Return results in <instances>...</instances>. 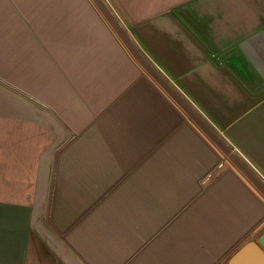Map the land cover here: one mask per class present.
I'll return each mask as SVG.
<instances>
[{"label":"crops","instance_id":"1","mask_svg":"<svg viewBox=\"0 0 264 264\" xmlns=\"http://www.w3.org/2000/svg\"><path fill=\"white\" fill-rule=\"evenodd\" d=\"M109 2L93 49L0 51V264H234L264 232V0Z\"/></svg>","mask_w":264,"mask_h":264},{"label":"rangeland","instance_id":"2","mask_svg":"<svg viewBox=\"0 0 264 264\" xmlns=\"http://www.w3.org/2000/svg\"><path fill=\"white\" fill-rule=\"evenodd\" d=\"M92 2L107 24L97 17L98 11L88 0H0V51H4L11 40L12 43L15 41L14 47L17 46L18 30L26 34L31 30L36 32L43 47L48 41L53 47L61 46L62 41L70 39V34L75 31L85 42L81 43V49L99 46L107 25L123 34L125 23L117 8L110 5L109 0ZM6 68L3 65L0 70Z\"/></svg>","mask_w":264,"mask_h":264},{"label":"water","instance_id":"3","mask_svg":"<svg viewBox=\"0 0 264 264\" xmlns=\"http://www.w3.org/2000/svg\"><path fill=\"white\" fill-rule=\"evenodd\" d=\"M234 264H264V232L237 255Z\"/></svg>","mask_w":264,"mask_h":264}]
</instances>
